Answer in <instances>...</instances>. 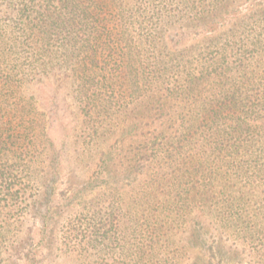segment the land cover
Instances as JSON below:
<instances>
[{"label":"trees","instance_id":"obj_1","mask_svg":"<svg viewBox=\"0 0 264 264\" xmlns=\"http://www.w3.org/2000/svg\"><path fill=\"white\" fill-rule=\"evenodd\" d=\"M73 165L82 264H264V0H0V246Z\"/></svg>","mask_w":264,"mask_h":264},{"label":"rangeland","instance_id":"obj_2","mask_svg":"<svg viewBox=\"0 0 264 264\" xmlns=\"http://www.w3.org/2000/svg\"><path fill=\"white\" fill-rule=\"evenodd\" d=\"M79 135L76 133L74 139ZM54 136L58 141L60 136ZM39 167L34 174L40 180L30 188L27 196L29 204H24L22 213L14 216L16 221L12 230L0 246V264H82L83 260L75 259L63 243L62 229L65 218L69 216L67 213H71L68 209L74 204L72 199L70 204L65 198L90 174L87 168L77 165H73L70 171L61 170L60 180L55 183L52 195H48L50 190L47 191L42 182L44 171ZM255 259L253 255H247L246 262L231 264H254Z\"/></svg>","mask_w":264,"mask_h":264}]
</instances>
